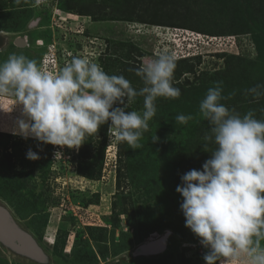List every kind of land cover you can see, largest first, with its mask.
<instances>
[{
    "label": "rangeland",
    "instance_id": "374dc122",
    "mask_svg": "<svg viewBox=\"0 0 264 264\" xmlns=\"http://www.w3.org/2000/svg\"><path fill=\"white\" fill-rule=\"evenodd\" d=\"M104 1L108 0H0L1 20L7 18L10 11L12 17L27 20L22 31L4 32L6 43L0 49V62L11 53H22L37 62L42 56L39 66L49 73H57L60 69L52 67L51 63L49 68L44 65L51 56L65 64L73 56H80L98 63L109 75H123L134 89L139 90L144 85L137 71L160 54L173 52L179 36L171 42L168 39L183 33L184 30L178 28L187 27L164 22L167 14L173 15L175 20L179 18V14L172 13L174 8L170 0H113L111 4ZM235 1L240 5L237 11L231 6ZM72 2H77L75 8L70 7ZM187 2L196 7L201 5L218 21L240 17L251 20L252 31L247 36L221 35L219 41L210 38L217 45L211 43L210 55L205 57L204 63H198L195 72L173 75L172 85L179 88L181 94L177 98L158 97L155 100L156 114L149 121V129L143 133L137 148H131L127 142L118 144L114 132L108 131L110 122L107 129L106 123L96 134L86 136L78 150L14 135L17 121L27 119L23 115V105L11 95L0 96L2 112L12 115L7 123L0 122V133L14 136L10 145L6 144V138L0 144V176L9 177L0 182V204L12 211L18 225L34 236L47 257L45 262H39L0 242V264H115L117 257H121L120 264H205L203 256L209 249L185 226L180 209L183 197L176 188L182 184L180 175L187 169L179 164L182 156L181 149L175 148L180 146L176 140L184 141L188 136L195 138L194 130L206 125L201 122L203 116L199 113V104L207 90L215 87V82H222L223 96L232 93L234 83L225 81L224 73L215 74L227 69L228 56L244 52L258 59L261 54L256 60L255 71L264 74V26L253 23L254 16L248 6L250 0ZM112 4L120 5L121 9ZM154 8L165 11V16H158L157 24L139 21L138 18L150 21L149 12ZM187 16L199 17L195 12ZM187 16H182L181 20L185 21ZM166 20H171V16ZM201 21L203 23L202 17ZM188 31L193 34L190 38L194 41L207 37ZM18 37L25 39L26 46L16 45ZM91 38H98L102 49L91 43ZM250 39L257 42L260 51ZM190 59L197 63V59ZM57 65L62 68L64 64ZM206 70L208 72L204 74ZM180 97H190V105L181 104ZM137 102L140 108L136 106ZM143 105L144 97L138 95L128 105V110L142 112ZM262 110L264 102L255 107L257 119H264ZM178 114L192 115L193 119L187 124H179L175 121ZM206 132L197 138L207 144L206 149L211 154L212 143L203 139ZM155 136L158 139L154 141ZM10 146L14 150L7 156L6 150ZM169 146L175 148L174 154L169 153ZM82 147L84 150L90 147L83 158L79 155ZM29 149L36 152L39 159H27ZM57 152L60 154L56 156ZM45 159L49 162L42 166ZM5 160L7 170L1 167ZM200 162L196 158L187 165L202 170ZM23 169L27 170L24 174L21 173ZM113 207H116L114 216L120 223L117 228L111 225ZM130 239L132 247L128 244ZM159 239H164L162 250L139 252L141 246ZM261 244L264 246V241ZM217 264L241 262L221 257Z\"/></svg>",
    "mask_w": 264,
    "mask_h": 264
},
{
    "label": "clouds",
    "instance_id": "9594fccd",
    "mask_svg": "<svg viewBox=\"0 0 264 264\" xmlns=\"http://www.w3.org/2000/svg\"><path fill=\"white\" fill-rule=\"evenodd\" d=\"M182 32L168 41L192 36ZM199 47L202 53L208 49ZM175 59L171 53H162L144 64L137 71L144 86L136 90L123 75H109L84 57L73 56L52 74L35 59L11 53L0 62V96L11 95L23 105L27 119L17 121L14 135L78 150L86 136L110 122L108 131L135 149L156 114L155 100L181 94L172 85ZM222 91V82H215L199 104V113L209 125L203 139L215 148L202 170L182 175V184L176 188L183 197L180 209L185 226L209 249L203 256L205 264H217L221 257L241 264H264V119H257L252 110L243 116L230 110L221 101L235 93L223 96ZM244 91L259 98L264 96V84ZM138 95L144 97L143 111H129L128 105ZM191 119L192 115L185 114L175 117L179 124ZM26 158L39 156L29 149Z\"/></svg>",
    "mask_w": 264,
    "mask_h": 264
},
{
    "label": "trees",
    "instance_id": "16d2710c",
    "mask_svg": "<svg viewBox=\"0 0 264 264\" xmlns=\"http://www.w3.org/2000/svg\"><path fill=\"white\" fill-rule=\"evenodd\" d=\"M171 1V6L174 8V11L172 12L173 14H179V18L175 20L173 15H169L167 14L165 16V11H161V10H157L156 8L151 9V11L149 12V16L150 17V21L147 19H143V18H138L140 22H144V23H150V24H157L159 21L158 20V16H165L164 22H166L167 24H173V25H179V26H183V27H187V28H182V29H188V30H192V31H200L204 32V33H208V34H216V35H230V34H244V36H247L248 32L252 31L250 29V24L252 23L251 20H248L246 18H237L235 19H223L221 21L216 20V18L210 16V14L208 13L207 9L202 8L201 5H199L198 7L193 6L188 4L187 0H170ZM105 2V1H104ZM106 2H109L110 4L113 2V0H108ZM105 2V3H106ZM122 2V1H121ZM119 2V3H121ZM128 2V1H127ZM77 2H72V6L70 7H74L76 6ZM249 8H251V14L252 16H254V24H256V26H264V0H250ZM97 6V5H95ZM112 6L116 7V9L120 10L121 6L118 4H112ZM201 6V7H200ZM234 10H239L240 9V5H239V1H235V3L233 2L232 5ZM135 9V8H134ZM196 13L199 15V17H192V16H187L188 14H192V13ZM13 14L12 11H10V13H8V17L4 18L3 20H1L0 17V31L3 32H19L22 31L26 26H27V20H19V18H15L12 17L11 15ZM206 15V16H204ZM171 16V20H166V17ZM182 16H187L184 18L185 21H182L181 18ZM203 18V23L202 21L200 22V18ZM208 18V19H206ZM206 19V20H205ZM9 20V21H8ZM205 20V21H204ZM196 21V22H195ZM163 22V23H164ZM199 23L200 26L198 25ZM213 25V28H208L209 26ZM220 27V30H216V28ZM50 35V34H49ZM49 35L47 37H49ZM240 36V35H237ZM243 36V35H241ZM225 37V36H223ZM252 37V36H251ZM237 39V38H236ZM252 39H254L252 37ZM251 40V39H250ZM252 41V40H251ZM255 41V40H254ZM254 41H252L254 43ZM256 44L255 46L258 48V51L261 50L260 46L257 45V42L255 41ZM261 54H259L258 59L256 58H252L250 57V55H247V53L240 54V55H235V56H228L226 58V62H227V69L225 71H218L215 74H221L224 73V79L225 81L230 80V82H233L235 87L232 90V93L234 92L235 95H233L231 97V99H226V100H222L221 103H223L226 107H228L230 110L234 109L236 112L240 113L241 116H243L244 114H246L249 110L254 111L255 113V107L257 104H260L262 101V99H264L263 96L256 98L255 96H253L252 94H248L245 95V89L251 88L257 84H264V74H256L257 71H255L256 67L255 65H258V62L256 60L260 59ZM1 57V56H0ZM263 57V55H262ZM42 56L40 58V62H41ZM195 59H197V63L191 61L190 58H177L175 59L176 62V67L174 70V74H176V76H180L182 75L183 72L185 71H190V72H195V66L196 65H200L198 63H201L202 61V57L201 56H197L195 57ZM38 61V62H39ZM182 65H185L184 67H181ZM208 71H203V73H207ZM173 74V75H174ZM184 92V91H183ZM184 98V99H183ZM180 97V101L181 104H185L184 106H188L190 105V97ZM136 106H138L139 108L141 107L140 104L137 102ZM256 117V116H255ZM201 122L205 123L206 125L204 127H202L203 125L197 127V129L194 130V132L192 133L193 135H195V138H191L190 136L186 137L184 141H180V140H176V143H178L180 146L177 147L176 145V149L178 148L180 150L181 156L182 158H180L179 160V164L182 168H185L188 170L193 169V166L195 165H187L188 161H193V159H200V164H204L208 159L211 158V154L210 152L203 147L204 144L202 143V141L198 140L197 136L200 135L203 132H206V130L209 131V125L208 122L206 120H204V118L201 120ZM202 123V124H203ZM108 127V123L106 125V129ZM207 131V132H208ZM107 137V135H106ZM3 138H6V144L8 143L10 145V143L12 142V138H14L13 134L11 133H0V144L3 141ZM29 139V138H28ZM31 140V139H30ZM33 140V139H32ZM197 143V144H196ZM89 144V142H88ZM118 144H121V141H118ZM83 145V144H82ZM92 143L89 144V146H91ZM93 147V146H91ZM173 146H169V153L174 154V150L172 148ZM8 150H6L7 156H11L9 154L12 153V147H7ZM215 148V145L212 143V149ZM88 151H90V147L86 150H84V147H82V151L80 150L79 155L83 158L85 155V153H87ZM7 160V159H6ZM6 160L5 162L2 161L1 167H3V169H5V164H6ZM48 160L45 159L42 162V166H45L48 164ZM184 166V167H183ZM201 166V165H200ZM7 170V169H5ZM27 170L23 169L21 171L22 174H24ZM187 171L183 172L184 174L187 173ZM182 173V175H184ZM182 175H180V177H182ZM13 176V175H12ZM7 178L9 177H5L4 175L0 176V182L1 181H6ZM114 211L112 216H114V213L116 211V207H113ZM112 226H114L115 228H117L119 226V221H117L116 216L112 217ZM108 228V227H105ZM150 232V231H148ZM148 233L142 235L143 237L146 236ZM132 243V239L129 240L128 244L132 247L133 244ZM128 246V247H130Z\"/></svg>",
    "mask_w": 264,
    "mask_h": 264
},
{
    "label": "water",
    "instance_id": "95a60500",
    "mask_svg": "<svg viewBox=\"0 0 264 264\" xmlns=\"http://www.w3.org/2000/svg\"><path fill=\"white\" fill-rule=\"evenodd\" d=\"M5 36L0 32V49L5 45ZM17 46H26L24 38L18 37ZM0 242L22 255L39 262L47 260L46 254L32 234L22 229L12 211L0 204ZM164 248V239L149 242L139 248L140 253H155Z\"/></svg>",
    "mask_w": 264,
    "mask_h": 264
},
{
    "label": "built area",
    "instance_id": "2783aa9c",
    "mask_svg": "<svg viewBox=\"0 0 264 264\" xmlns=\"http://www.w3.org/2000/svg\"><path fill=\"white\" fill-rule=\"evenodd\" d=\"M180 29V28H178ZM183 30V29H182ZM186 31L188 34H189V31L188 30H184ZM191 31V30H190ZM194 32V31H193ZM199 34H202V35H205L207 37H205L206 39L202 40V41H194L193 39L189 38V40H186V38H177V40H179V42H176V47H175V50H173V52L171 50L167 51L171 54L174 55L175 58H195L197 56H200L199 54L201 53V57H202V61H201V65L204 63V60H205V57L209 56L210 55V52H209V47L211 46V43L214 44V45H217L212 39L210 38H215V41H219V38L221 39V36H212V35H209L211 37H208V34H204V33H200V32H197ZM191 34V33H190ZM193 36V34H191ZM232 38V36H231ZM183 39V40H182ZM201 42V43H200ZM202 44L204 46H207L208 49L204 50L203 53L199 47V45ZM207 51V52H206ZM47 60V59H45ZM44 60V61H45ZM61 60V59H60ZM51 63V66L52 67H55L57 69H61V65H57V64H64L66 65L65 63H62V62H59L55 57L51 56V58L49 59V61L47 63H45L44 65H47V67L49 68L48 64ZM63 65V66H64ZM50 66V67H51ZM62 66V67H63ZM47 68V69H48ZM207 67H205L206 69ZM46 69V70H47ZM204 69V70H205ZM52 74L54 72H51ZM55 74V73H54Z\"/></svg>",
    "mask_w": 264,
    "mask_h": 264
},
{
    "label": "bare ground",
    "instance_id": "6f19581e",
    "mask_svg": "<svg viewBox=\"0 0 264 264\" xmlns=\"http://www.w3.org/2000/svg\"><path fill=\"white\" fill-rule=\"evenodd\" d=\"M4 36H6L5 34H4V32L3 31H0ZM6 115V116H5ZM12 116L10 113H8V112H2V110H1V107H0V122H4V123H7L9 120H10V116ZM8 116V117H7ZM105 202V201H104Z\"/></svg>",
    "mask_w": 264,
    "mask_h": 264
},
{
    "label": "flooded vegetation",
    "instance_id": "af4514ba",
    "mask_svg": "<svg viewBox=\"0 0 264 264\" xmlns=\"http://www.w3.org/2000/svg\"><path fill=\"white\" fill-rule=\"evenodd\" d=\"M97 39H98V38H97ZM97 39H96V40H93V39L91 38V39H90V40H91L90 42H91V43H94V44H96V45H101V43H98V42H97ZM11 134H12V133H11Z\"/></svg>",
    "mask_w": 264,
    "mask_h": 264
}]
</instances>
